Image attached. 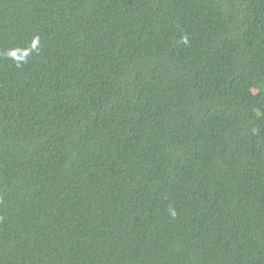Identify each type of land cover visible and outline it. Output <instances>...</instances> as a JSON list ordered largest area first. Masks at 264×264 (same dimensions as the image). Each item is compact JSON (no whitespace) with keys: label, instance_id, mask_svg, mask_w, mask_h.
Returning a JSON list of instances; mask_svg holds the SVG:
<instances>
[{"label":"trees","instance_id":"16d2710c","mask_svg":"<svg viewBox=\"0 0 264 264\" xmlns=\"http://www.w3.org/2000/svg\"><path fill=\"white\" fill-rule=\"evenodd\" d=\"M0 264H264V0H0Z\"/></svg>","mask_w":264,"mask_h":264}]
</instances>
